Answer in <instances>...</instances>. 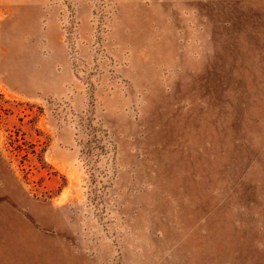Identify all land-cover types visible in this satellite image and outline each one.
<instances>
[{"label":"rangeland","instance_id":"1","mask_svg":"<svg viewBox=\"0 0 264 264\" xmlns=\"http://www.w3.org/2000/svg\"><path fill=\"white\" fill-rule=\"evenodd\" d=\"M0 264H264V0H0Z\"/></svg>","mask_w":264,"mask_h":264}]
</instances>
